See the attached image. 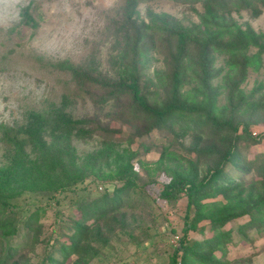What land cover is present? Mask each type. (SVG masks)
<instances>
[{"label": "trees", "instance_id": "16d2710c", "mask_svg": "<svg viewBox=\"0 0 264 264\" xmlns=\"http://www.w3.org/2000/svg\"><path fill=\"white\" fill-rule=\"evenodd\" d=\"M151 1L124 0L116 24L119 40L114 77L68 64L64 69L77 84L98 92L94 104L125 103L124 113L131 115L132 123L144 127L139 134L141 144L152 131L163 132L176 125L196 132L199 139L207 136L206 144L195 146L188 154L194 156L184 159L186 170L165 164L166 159L183 160L167 148L155 163L169 177L158 199L172 203L186 199L183 234L168 261L160 264H228L224 260L227 243L246 242L250 232L256 240L264 237V153L246 158L250 147L260 142L249 128L252 115L264 110V101L245 96L241 88L250 71L258 73L262 68L264 34H257L248 24L238 25L230 12L253 10L257 15L264 9V0H170L202 3L201 23L190 28L167 15L155 16L160 18L157 24L139 22V5ZM21 24L36 27L29 8L21 11ZM150 30L152 47L155 33L164 35L168 46L165 70L159 72L164 81L158 86L142 76L145 38ZM216 54L225 57L224 66L215 68ZM218 78L220 82L213 85ZM151 85L154 93L162 87V94L148 95ZM185 85L190 88L185 90ZM221 94L225 104L219 106ZM98 131L106 130L92 119H73L55 106L46 112H29L21 124L0 125L5 160L0 166V264H11L18 255L13 241L19 235L40 230L38 210L24 214L13 205L24 194L75 192L78 185L87 183L102 189L73 202L77 219L70 216L59 223L57 233L51 232L43 240L36 264H65L72 257L74 264H87L98 258L108 243L100 224L111 219L123 230L127 219L122 210L134 201H145L139 197L143 188L137 185V171L131 163L134 154L127 150L120 154L103 143L83 158L76 155L72 138L89 139ZM242 218L247 220L237 224ZM204 222L213 237L191 241L188 233L202 232L199 224Z\"/></svg>", "mask_w": 264, "mask_h": 264}, {"label": "rangeland", "instance_id": "374dc122", "mask_svg": "<svg viewBox=\"0 0 264 264\" xmlns=\"http://www.w3.org/2000/svg\"><path fill=\"white\" fill-rule=\"evenodd\" d=\"M123 5L124 0H0V125L21 124L29 112H46L54 106L61 107L73 119L98 122L105 132L98 131L85 140L72 138L76 155L83 158L99 150L103 143L120 154L124 150L134 154L131 163L137 171V185L143 188L139 197L145 201L142 204L134 201L122 210L127 219L123 230L111 219L100 224L108 237L107 247L100 249L98 258L87 261V264H160L168 261L178 244L177 238L180 239L183 234L186 199L182 197L174 203L158 199V193L169 177L159 166L157 169L155 163L167 148L183 160L166 159L165 164L172 169L186 170L184 159L192 158L193 154L188 155L191 149L197 145L203 147L208 138L198 132L201 135L199 139L196 132H186L176 125L171 130L152 131L141 144L139 134L144 127L132 123L131 115L124 113L125 103L94 104L93 98L98 92L77 84L64 69L68 64L97 75H116L119 40L116 24L121 20ZM25 8H29L36 27L21 24V11ZM260 10L257 15L253 10H231L230 18L242 27L248 24L257 34H264V9ZM138 11L139 22L145 24H157L160 18L155 16L167 15L190 28L201 23L199 15L204 10L202 3L188 5L153 0L139 5ZM152 34V30L147 31L145 38L147 48L141 62L142 76L158 86L164 81L159 72L165 70L164 57L168 46L164 35L155 33L152 47ZM224 61L223 55L216 54L215 68L224 66ZM262 61L260 71H250L241 85L244 95L255 101H264V56ZM218 82L219 78L213 81V85ZM155 86H149L148 95L162 94V87L154 93ZM189 88V85L184 87L185 90ZM224 104L225 98L221 94L218 105ZM263 114L264 110L252 115L255 123L250 125L249 131L260 142L250 147L247 159L264 153ZM3 154L4 146L0 142V166L5 162ZM100 192L102 189L96 184L87 183L78 185L75 192L24 194L13 200L16 209L24 211V214L38 210L40 218L37 226L40 230L27 236L21 234L13 241L19 252L11 264H36L43 251V240L48 239L51 232L57 233L61 228L59 223L70 216L77 219L73 216L76 212L73 202L86 198L88 193L95 196ZM246 220L242 218L236 222L242 224ZM236 222L226 225L224 230ZM199 228L202 232L188 233L191 241L213 237L214 233L208 230L207 223H200ZM253 235L250 232L246 242L227 243L224 260L228 264H264V237L256 240ZM220 254L217 252L216 256ZM74 260L75 257H72L65 264H74Z\"/></svg>", "mask_w": 264, "mask_h": 264}, {"label": "built area", "instance_id": "2783aa9c", "mask_svg": "<svg viewBox=\"0 0 264 264\" xmlns=\"http://www.w3.org/2000/svg\"><path fill=\"white\" fill-rule=\"evenodd\" d=\"M177 240H178V238H177Z\"/></svg>", "mask_w": 264, "mask_h": 264}]
</instances>
